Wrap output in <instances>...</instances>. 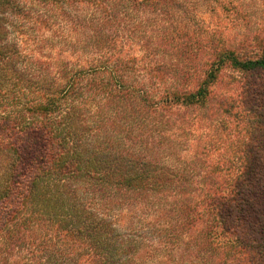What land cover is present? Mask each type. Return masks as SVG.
Wrapping results in <instances>:
<instances>
[{
	"label": "trees",
	"instance_id": "obj_1",
	"mask_svg": "<svg viewBox=\"0 0 264 264\" xmlns=\"http://www.w3.org/2000/svg\"><path fill=\"white\" fill-rule=\"evenodd\" d=\"M212 2L0 0V264H264V24Z\"/></svg>",
	"mask_w": 264,
	"mask_h": 264
},
{
	"label": "rangeland",
	"instance_id": "obj_2",
	"mask_svg": "<svg viewBox=\"0 0 264 264\" xmlns=\"http://www.w3.org/2000/svg\"><path fill=\"white\" fill-rule=\"evenodd\" d=\"M212 2L211 6H202L201 11L204 10L202 19L204 18L206 22L213 23L216 22L218 19L222 20V26L224 34L226 36H232L234 34H241L243 29L246 30L250 29V26H260L261 24H264V3H262V0H214ZM211 8H215L214 10H211ZM241 10L242 15L237 17L236 23H231L230 18H233L235 13L233 11ZM219 22V21H218ZM245 23V24H244ZM245 26V27H244ZM249 27V28H248ZM223 88V86H222ZM218 90H221V87H217ZM228 94L231 93V91H227ZM208 122H204V120L200 121L196 126H193V133L195 137L191 136L190 143L193 144V139L199 138V136L206 132V125ZM220 120H214L213 125L215 126L213 129H211L209 132L212 133L210 136L215 135L221 128L222 125H219ZM189 143V144H190ZM189 146L184 150L185 154H189L191 152L190 150H187ZM211 145L206 147V149H210ZM203 159L206 160L208 166L214 165L213 163L218 160V152L212 151L209 155L203 156ZM201 166V165H199Z\"/></svg>",
	"mask_w": 264,
	"mask_h": 264
}]
</instances>
